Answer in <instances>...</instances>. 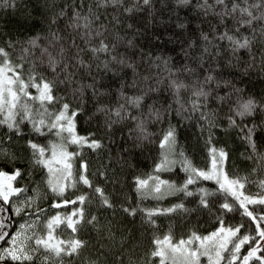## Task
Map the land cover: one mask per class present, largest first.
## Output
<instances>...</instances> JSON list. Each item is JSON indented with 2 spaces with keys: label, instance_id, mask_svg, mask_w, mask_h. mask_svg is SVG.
<instances>
[{
  "label": "snow or ice",
  "instance_id": "6c2138e0",
  "mask_svg": "<svg viewBox=\"0 0 264 264\" xmlns=\"http://www.w3.org/2000/svg\"><path fill=\"white\" fill-rule=\"evenodd\" d=\"M7 0H0V4ZM186 0H177V3H184ZM218 4H223L220 10L221 19L218 23L224 27V31L210 29L215 34L209 36L207 32L197 33V37H202L205 43L197 45L196 39L191 35L186 36L187 40L185 59L179 67L171 66V61L166 56H157L154 60H160L163 68V76L158 71L154 75L156 80L152 81L157 85L154 89L151 84L141 82L136 69V60L125 53H118V42L125 41L127 33L121 34L117 30V25L122 21L117 13H110L111 20H104L96 23L104 15V10L109 5L120 7L123 0H89L84 11V5L75 7L73 5L72 16L68 18L70 31L67 36L59 34V30L49 29L45 43H40V34L28 39L27 45L22 49L19 56L20 63H14L11 58V52L7 47L0 45V124H5L13 134L31 136L36 134L52 135L55 130L57 139L48 140L47 146L38 142L37 139H26L25 144L31 149L30 157L34 165H41L45 170L44 177L40 181L32 182V194L28 193L27 184H14L17 177H22L27 168L15 166L18 157L16 153L7 147L6 143H0V155L6 162H12L13 169L8 171L0 168V200L9 202L10 198L16 202L12 204V210L17 213H24L28 219L22 220L20 226L15 231H9L12 223L9 219V213L4 203L0 202V241L4 245L0 247V264H64V258L71 260L74 256H79L87 247V240L82 239L79 229L87 221L91 224L100 225L97 222L95 213L85 215V202L92 199L93 195L98 194L99 203L114 207L109 195L105 192L102 185L93 182L88 174V161L79 157L78 152L68 149V143L83 148L89 145L91 148L98 149L103 144V140L95 138V133L81 134L76 129L77 114L83 111L81 106H73L69 102L67 93H60L59 87L62 85L76 84V88L70 89L73 93L79 92L84 95V89L90 88L93 97H100L101 94L108 92L106 88L97 90L96 80L100 77H94L91 80L76 79L79 69L83 68L91 73L93 65L97 70L110 69L116 73L118 68L130 65L133 69L132 79L127 77L120 82V88L117 89V100L115 106L111 104L100 103L94 100L96 112H103L106 117V127L111 128L116 120L128 119L135 122L139 136L142 139L152 135L146 127L149 120L165 121L167 127L161 132L158 143L161 152L158 162L155 163V169L171 168L177 163L183 168L185 178L181 183L172 180H165L159 176L148 177L147 179L135 176L137 191L144 195L161 194L168 191H183L186 195L193 192L200 194L199 205L209 206V193L212 191L207 187H189L200 181L201 178L215 180L219 185L217 191L231 193L248 217L255 221L252 231L241 232L242 225L235 224L225 227L222 218L220 226L213 231L202 235L192 231L187 236H181L176 242H173L171 232L162 236H155L152 250L148 253L150 257H158V264H165L170 260L171 264H201V256H206L207 264H221V261H227V264H249L255 261V264H264V212L255 213L249 207V201L252 204L259 202L264 206V194H245L240 189L243 188L245 178L238 176H229L227 170L223 167L228 156L227 151L215 145L209 149L212 153L211 167L201 168L193 165L190 158L184 153L183 149L177 152L176 126L168 119V114L173 111V104L177 105V111L183 113L196 112L199 110L200 116L206 121L209 129L207 137L210 142L212 139V128L215 126L217 109L208 108L209 99L214 96L217 102L228 104L227 120L229 126L240 127L246 131L245 139L252 146L253 152L256 151V142L253 139V133L258 126L255 122L251 125L243 123L244 118L254 115L257 110L264 116V97L257 99L251 95L246 98L241 95V90L230 81L224 79L218 74L220 66L210 56H216L220 53V46L217 40L227 39L229 47L235 52L240 48H247L249 53H253L252 42L257 34L264 40V24L257 29L252 27L253 21L264 20V0H254L249 3L248 0H233L231 8L224 3V0H217ZM145 6L150 4V0H143ZM136 4L123 5L124 12H133ZM67 7V6H65ZM197 8H214L208 5L207 0L204 4H198ZM239 16H234L236 11ZM57 16H65L64 9H60L51 17L53 23L57 22ZM225 16H231L235 20V28L239 31L242 25L251 28V32H241L236 35L230 31L228 26L223 23ZM246 17V18H245ZM128 45H134V40L127 39ZM81 43L85 47H81ZM11 46L12 41H8ZM200 47L201 51H196ZM213 47L216 51L213 52ZM37 48L39 53L37 54ZM192 53H195L194 55ZM30 55L32 59L28 61L29 69L27 78L23 75L24 56ZM149 55H151L149 53ZM262 59H264V49L261 50ZM116 64L117 67L112 65ZM205 65L207 66L205 68ZM41 66L45 71H37ZM158 68L160 65H156ZM51 73L48 75L47 73ZM181 74L191 76V80L181 78ZM103 72H101V76ZM164 77H167L166 87L172 93V100L164 103L162 99L155 98L160 84L164 83ZM202 77V78H201ZM143 81H151L150 75H144ZM130 85V87H128ZM229 86L227 92H220L219 86ZM128 87V91H125ZM30 89H35L31 91ZM181 91L188 92L187 102L181 96ZM131 93V94H130ZM236 94L233 99V94ZM29 98L31 102H29ZM151 100V102H149ZM123 101V102H120ZM232 101L231 103H228ZM38 103V107L34 104ZM83 104V101H80ZM49 104L56 107H49ZM147 109L145 113L144 109ZM135 109V112L133 111ZM187 118V117H186ZM30 121L31 132H25L21 127L22 121ZM239 121V123H238ZM260 127H264V120L260 122ZM203 127V125H202ZM131 132V129L129 130ZM10 143L12 137L8 136ZM262 160L264 154L257 153ZM78 159L77 170H73L72 159ZM31 174V173H30ZM102 176L107 177V172L102 171ZM149 180H154L149 184ZM78 182L88 186V191H79L73 194L72 199H65L69 185L76 188ZM43 186V188H42ZM44 188L48 189L50 194H55L58 198L52 201L56 208L61 205H72L70 212L55 211L54 214L46 215L49 206L45 204L44 208L39 207V202L44 198ZM14 194H19L14 196ZM22 195L24 198L20 199ZM220 204L221 216L224 211L236 210V205L229 202L225 195ZM77 203L79 206H77ZM127 212L135 214L136 207L121 205ZM182 201L171 204L166 208L153 207L145 208L144 212L148 214L146 219L153 225L156 221L152 219V213L173 212L176 209H185ZM34 209V210H33ZM43 217V219H42ZM64 224L70 230L67 238L63 235H57L56 229ZM109 235L111 233L109 228ZM123 239V237H121ZM251 241L250 246L245 253L240 249L245 242ZM232 247H229V245ZM229 250V255L225 256L224 250ZM143 258H138L130 249L121 251L118 257H114L115 264H141ZM87 264H103L101 256L88 258Z\"/></svg>",
  "mask_w": 264,
  "mask_h": 264
},
{
  "label": "trees",
  "instance_id": "16d2710c",
  "mask_svg": "<svg viewBox=\"0 0 264 264\" xmlns=\"http://www.w3.org/2000/svg\"><path fill=\"white\" fill-rule=\"evenodd\" d=\"M92 2L95 3V0H92ZM232 2L233 0H224L229 8H231ZM248 2L252 3L254 0H248ZM82 3L84 11H86L89 0H7L6 3L0 4V45L8 48L14 63H20L19 56L22 49L28 47L27 41L30 37L40 34V43H45L46 39H50L48 36L49 29L59 30L60 35L67 36L70 31L68 18L72 16L73 5L81 7ZM130 3L137 5L135 10L130 13L124 12L123 5ZM204 3L205 0H186L184 3H177V0H150V4L145 6L143 0H123V5L120 7L109 5L104 10V15L96 23H101L106 19L111 20L110 13L115 12L119 15L122 23L116 26L117 30L122 35L127 33V36L125 41L118 42L120 46L117 48V52H127L128 55L132 56L136 60L135 71L141 77V82L151 84V87L156 89L157 85L152 83L157 79L154 74L159 71L163 76V65L160 60H154V58L166 56L170 59L171 66L179 67L185 59H190V57H185V51L187 50L186 36L191 35L196 39L197 45H202L205 41L202 37L198 38L197 33L207 32L209 36H213L215 33L210 29L224 31V27L218 23L221 19L220 10L223 4H218L217 0H207V4L213 5L214 8H197L198 4ZM60 9H64L65 16H57V22L53 23L51 17ZM239 15L240 13L237 10L234 16ZM223 23L236 35H240L241 32H251V28L247 25H242L237 31L235 20L231 16H225ZM261 24H264V20H256L253 21L252 27L259 29ZM128 38L134 40V45L127 44ZM9 40L12 41L11 46L8 44ZM216 43L220 46V53L216 56H210V59L219 64L220 71L218 74L239 88L241 90L240 94L245 98L249 95L257 99L264 97V59L261 55V50L264 49V40L260 38L259 34L252 42L253 53H249L247 48H240L234 52L229 47L227 39L217 40ZM81 47L85 46L81 43ZM201 50L200 47L196 48V51ZM36 51L38 54L39 49L37 48ZM212 51L215 52L216 48L213 47ZM31 59L32 56L30 55L24 56L23 75L25 78H27L29 69L28 61ZM156 65H160V67L158 68ZM112 66L117 67L116 64ZM36 70L45 71L41 66H38ZM78 71L79 74L76 79L87 81L94 77H100L96 80L97 90L106 88L108 92L94 98L91 89L86 88L83 96L77 92L73 99V93L70 89L77 87L74 83L60 86L59 92L67 93L69 102L74 107L81 106L83 108V111L78 113L76 117L77 131L81 134L95 133V138L102 139L103 144L98 149H94L89 145L79 148L77 145L68 143V149L78 152L80 158L88 161L90 178L94 184L99 183L103 186L114 207L100 204L98 194L93 195L92 199L86 200V217L89 213H95L100 227L87 221L82 224L79 234L82 239L87 240L88 244L79 256H74L69 260L71 263L87 264L88 258H95L99 255L103 260V264H115L114 257H118L121 251L130 249L138 258H143L141 264H158V257L148 255L153 248L155 236H162L171 232L173 242H176L181 236H187L192 231L205 235L220 226L219 221L221 218L225 227L241 224V232L252 231L255 221L247 216L238 200L231 196V193H224L222 190L217 191L219 185L215 180L201 178L199 182L189 185L192 188L203 186L212 190L208 196L209 206L207 207L198 204L200 194L196 192L186 195L183 191L173 190L162 192L159 195L147 193L141 195L136 188L135 176L147 179L159 175L165 180L176 181L178 184L185 178L184 170L178 163L171 168H154L161 152L158 139L162 130L167 127V120H149L146 127L152 135L142 139H138L139 133L135 128V122L128 119L116 120L112 123L110 129L107 128L105 126V114L95 111L94 100L111 104L114 107L117 100L116 90L120 88V82L125 77L131 81L132 67L126 65L118 68L117 72L113 73L110 69L97 70L93 65L91 73L83 68ZM101 72H103L102 76ZM47 74L51 75L50 72ZM144 75H150L152 80L143 81ZM181 78L191 80L189 75L181 74ZM164 81L159 88L165 90H158L155 98L168 103L172 100V93L166 87L167 77H164ZM128 87H125V91H128ZM30 90L35 91V89ZM228 90L229 86H219L220 92H227ZM180 94L187 102L188 92L181 91ZM235 96L234 93L233 99H235ZM80 101H83V104ZM29 102H31L30 98ZM38 106V103L34 104V107ZM49 107H56V105L49 104ZM177 107L173 104V111L168 114V119L176 126L177 152L183 149L193 165L208 168L212 156L209 149L212 145H215L217 149L223 147L228 153L224 164L229 176L245 178L243 192L255 194L260 189L264 190V160L257 155V153L264 154V127L259 126L260 122L264 120V116L261 115L259 110L254 115L245 117L243 121L248 125L253 122L258 125L253 133V139L256 142V151L253 152L252 146L245 139L246 131H242L237 126H229L227 103L217 102L214 96L209 99L207 107L217 109L210 142L207 139L209 135L207 123L200 116L199 110L192 113L187 111L181 113L176 110ZM133 111L135 112V109ZM144 111L146 113L147 109L145 108ZM2 118V114H0V119ZM21 127L25 132L32 131L30 121H22ZM8 136L12 137L10 143L6 139ZM29 138L37 139L45 146H47L48 140L57 139L55 130L52 131L51 136L46 133H33L29 137L23 134H13L7 125L0 124V143H6L7 147L16 153L18 157L15 162L16 167L28 169L22 177H19V181L28 180L32 183L35 179L42 180L45 170L41 165L32 163L31 149L25 144V140ZM72 163L73 170L76 171L78 159L73 158ZM0 168L12 171L13 164L12 162H6L3 156L0 155ZM102 171L107 172V177L100 174ZM149 182L151 185L154 180ZM43 190L45 196L41 200V204L43 207L45 204L49 206L46 213L48 216L54 214L55 211L62 213L71 211V204L61 205L58 208L54 207L52 201L58 197L55 194H50L46 188ZM88 190V186L78 182L76 188L69 185L64 198L71 200L73 194ZM225 195L229 202L236 205V210L224 211L221 216L220 204L223 202L222 198ZM178 201H182L186 208L176 209L173 212L152 213V219L156 221L155 225L146 219L148 214L143 209L166 208ZM0 202L6 205L9 213V219L12 223L9 231H14L23 216L14 215L10 201L3 202L0 200ZM124 204L128 207H136L137 212L135 214L127 212L121 207ZM77 206H79L78 203ZM249 207L255 213L264 212V206H261L259 202L252 204L249 201ZM109 228L114 235H109ZM68 231L70 230L66 225L61 224L57 227L56 234L67 238ZM4 243V241H0V246H3ZM250 244L251 241L245 242L240 252L245 253ZM229 247H232V245L230 244ZM262 253H264V250H262ZM224 254L225 256L229 255V250L225 249ZM200 259L201 264H207L206 256H202ZM165 264H168V261H165ZM221 264H227V261H221ZM233 264H237V262H233ZM249 264H255V261H250Z\"/></svg>",
  "mask_w": 264,
  "mask_h": 264
},
{
  "label": "rangeland",
  "instance_id": "374dc122",
  "mask_svg": "<svg viewBox=\"0 0 264 264\" xmlns=\"http://www.w3.org/2000/svg\"><path fill=\"white\" fill-rule=\"evenodd\" d=\"M210 167H211V164L209 165L208 168H210ZM223 167L225 168V164L223 165ZM205 169H207V168H205ZM157 176H159V175H157ZM159 177H160V176H159ZM19 179H20L19 177L16 178V180H14L13 183H14V184H17V186H18L19 184H27V185H29V187H28V193H27V194H29V195L32 194V187H31V186H32V183L28 182V180H27V181H26V180H23L22 182H20ZM162 179H164V178H162ZM35 180H36V181H39V180H37V179H35ZM149 181H150V180H149ZM149 184H150V182H149ZM240 191H243V188L240 189ZM258 193H259V194H264V190H263V189H260L259 192L255 193V194H258ZM153 194H154V193H153ZM245 194L247 195V194H249V193H245ZM17 195H19V194H14V196H17ZM155 195H157V194H155ZM19 198H20V199H23L24 197H23L22 195H20ZM15 202H16V201H15L14 199H11V198H10L11 207H12V204L15 203ZM39 207H40V208H44L43 205L41 204V201L39 202ZM33 210H34V209H33ZM13 212H14V211H13ZM14 215H17V216H18V214L15 213V212H14ZM19 215H22V216H23L22 220L28 219V217L25 216L24 213H20ZM46 215H48V214H46ZM42 219H43V217H42ZM22 220H21V221H22ZM21 221H20L19 224L16 226V228L20 226ZM14 231H15V229H14ZM0 247H2V246H0ZM201 257H202V256H201ZM207 259H208V258H207ZM166 261H168V264H171V261H170V260H166ZM36 264H40V261H37ZM64 264H73V263H71V261H69V259L65 257V258H64Z\"/></svg>",
  "mask_w": 264,
  "mask_h": 264
}]
</instances>
